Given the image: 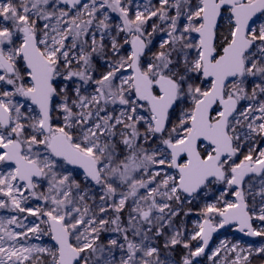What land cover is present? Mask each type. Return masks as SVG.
I'll list each match as a JSON object with an SVG mask.
<instances>
[{
  "label": "snow or ice",
  "instance_id": "1",
  "mask_svg": "<svg viewBox=\"0 0 264 264\" xmlns=\"http://www.w3.org/2000/svg\"><path fill=\"white\" fill-rule=\"evenodd\" d=\"M0 264H264V0H0Z\"/></svg>",
  "mask_w": 264,
  "mask_h": 264
},
{
  "label": "rangeland",
  "instance_id": "2",
  "mask_svg": "<svg viewBox=\"0 0 264 264\" xmlns=\"http://www.w3.org/2000/svg\"><path fill=\"white\" fill-rule=\"evenodd\" d=\"M192 219H196V217H192ZM234 233V230H226L225 232H223L222 234H220L221 236L223 235H228L230 238L232 237ZM237 238H239L241 235H239L238 233L235 234ZM245 240H251V242L253 243H260L261 242V238H244Z\"/></svg>",
  "mask_w": 264,
  "mask_h": 264
},
{
  "label": "water",
  "instance_id": "3",
  "mask_svg": "<svg viewBox=\"0 0 264 264\" xmlns=\"http://www.w3.org/2000/svg\"><path fill=\"white\" fill-rule=\"evenodd\" d=\"M226 230H229V229H224V230H222L220 234H222V233L225 232ZM238 234H239V233H238ZM239 235H241V234H239Z\"/></svg>",
  "mask_w": 264,
  "mask_h": 264
}]
</instances>
